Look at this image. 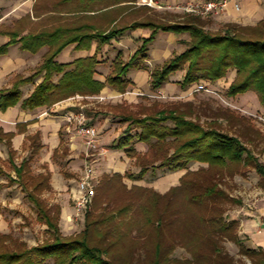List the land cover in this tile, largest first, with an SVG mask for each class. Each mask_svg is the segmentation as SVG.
Segmentation results:
<instances>
[{
  "label": "rangeland",
  "instance_id": "374dc122",
  "mask_svg": "<svg viewBox=\"0 0 264 264\" xmlns=\"http://www.w3.org/2000/svg\"><path fill=\"white\" fill-rule=\"evenodd\" d=\"M199 1L183 4L166 0H144L139 1L141 4H138L137 0H128L124 4L116 5V0H0V45L12 36H16L18 40L7 47V52L0 55V60H37L33 66L12 76L10 83L16 77L31 75L36 72L51 46L45 44L37 51H30L22 48L19 38L29 33L53 31L58 27L71 29L84 22L94 25L101 31H107L130 25L135 20L144 18L157 23H173L196 17L200 18L205 30L211 33H223L227 23L222 17L225 10L199 14L190 9L192 4ZM114 20H116L115 24H113ZM177 36L182 37L181 45L176 46L166 60H145L148 57L146 50V53L137 55L135 64L133 63L134 65L132 64L128 69L126 78L130 83L126 90H131L135 96L139 97L136 103L112 104L108 103L110 102L108 100L112 98L108 99L102 95L91 98L93 95H83L85 104L79 106V110L74 112H83L88 118L87 123L92 126H94V113L109 112L113 116L111 122L118 132L117 137L110 144L107 142L109 139H105L107 143L101 144L99 143L100 133L94 126L97 131L96 148L86 147L83 155V174L86 167H92L91 183L94 186V196L91 203L80 213L76 211L75 196L79 193L78 186L83 176L79 173L74 175L75 180L72 181L76 185L75 190L69 189L68 192L59 194L52 190L49 180L51 188H43L39 195L49 205L60 206L59 227L65 236L78 237L85 227V217L88 213L91 218L114 215L111 223L117 226L111 235L106 236V241L100 242V235L107 228L106 225H100L91 237L94 242L104 247L108 246V243L115 242L110 247L109 253L104 256L117 264H153L157 244L160 245L159 253L167 257L169 264H255L254 261L260 258L259 254L250 255L246 250L260 247L250 244L247 235L240 228L239 220L234 217L241 215L242 207L255 210L264 204V174L262 173L264 172V108L257 94L252 90L237 95L227 93V87L236 76V69L231 67L217 80L199 78L194 83L182 84L188 65V61H184L161 86L153 88L152 71L163 66L189 45V32L184 31ZM172 38L174 39L170 33L165 40L170 43ZM96 40L91 41L90 47H87L85 43L78 47L74 46L72 49L69 47L68 58L76 59V51L79 49L83 50V57L95 55L98 61L95 69L99 68L98 72L106 75L114 72L117 63L129 62L142 44L141 41L136 49L131 48L126 53L121 50L119 53L118 48L112 45L113 43H100L97 40L99 48L96 52ZM162 41V37H159L155 44L160 45ZM106 44L108 47L104 48ZM63 49L56 56V60H61L62 52L67 53ZM118 53L119 57L116 59ZM134 70H142L141 74L147 77L148 85L145 83V89L142 88L143 86H136L129 75H134L132 73ZM53 78L56 80L57 76ZM42 79L43 73H39L35 75L32 82L36 85V81H42ZM198 83H203L206 87L197 90ZM95 102L94 106L92 103ZM170 111L198 123L204 129L214 128L239 137L253 158L245 162H227L225 165L213 167H209L206 162L195 160L190 161L186 168L170 169L167 166H161L163 155H171L177 146V141L168 135L150 152V144L154 143L157 137L153 136L149 142L140 140L137 137L141 131L140 124L132 121V118L155 116L160 115L161 112ZM103 117L99 116L98 119ZM161 124L173 126L174 121L167 119ZM122 136L133 138L127 142L129 148H134L131 154H128L125 148L113 146L123 138ZM103 147L123 149L130 160L123 172L110 171L96 175V157H100V153L103 154L105 150ZM23 149L21 153H15L16 163H20L24 157L32 156L29 163L31 174L47 172L50 175L46 166H44L45 170H39V172L36 167H32L36 152L32 155L30 141L26 142ZM54 161L61 171H68V161L59 153L54 156ZM256 163L262 166L263 171L254 167ZM142 164H147V169L140 177L139 171ZM0 168V233H7L16 240L26 242L28 247L43 243L49 236L46 232L47 226L37 219L33 203L28 200L18 183L10 180L9 176H15V172L4 142L0 144ZM194 172L200 181H203L204 176H209L207 180L209 184L220 191L216 194V201L213 203L215 205H210L207 201L206 207L208 211L211 206L219 208L217 213L222 216L221 221L228 224L226 233L218 229L212 230L211 227L215 224L208 225L206 232H203L200 221L208 212L205 211L204 204L199 206L189 202L188 198L191 194L196 193L189 188L190 184L185 190L182 185L174 194L162 198V194L180 184L181 177L185 173ZM203 172L207 174L203 175ZM190 175L187 176L189 179L193 177ZM141 187L147 188V191H142ZM167 199L170 206L168 210H164ZM120 208L123 210L121 211ZM173 209H175L174 223L166 227L162 226L163 220L168 217L166 214L164 217V213L171 211V214ZM148 216L151 217V221ZM158 220H160V227L157 226ZM206 236L216 240L217 248L214 249L224 255V258L220 257L222 263L215 261L214 258L218 256L215 257L216 253L213 251L214 257L208 256L200 263L197 260L194 261L192 256L194 253L210 251L209 244L207 245V241L204 240ZM236 239L240 243L235 242Z\"/></svg>",
  "mask_w": 264,
  "mask_h": 264
},
{
  "label": "trees",
  "instance_id": "16d2710c",
  "mask_svg": "<svg viewBox=\"0 0 264 264\" xmlns=\"http://www.w3.org/2000/svg\"><path fill=\"white\" fill-rule=\"evenodd\" d=\"M199 19L193 17L186 21L157 23L144 18L135 20L130 25L107 31H101L96 29L94 25L84 22L71 29L58 27L53 31L25 34L19 38L22 48L37 51L45 44H49L51 48L36 72L26 77H16L10 87L0 89V111L20 100L21 105L25 108H35L42 105L49 107L76 93L81 95L98 94L106 84L120 92H125L128 83H130L126 78L128 69L139 53H146L147 44L153 40L159 29L166 32L187 31L190 34V40L189 45L181 53L152 71L151 85L153 88L161 86L184 61H188V65L182 84L194 83L199 78L217 80L224 76L226 70L231 67L236 69V76L227 87V93L237 95L252 90L257 94L259 102L264 108V18L255 25L227 22L225 24L226 30L223 33H211L205 30ZM115 23L116 21H113V24ZM137 27L151 29L150 35L143 38L141 46L135 51L129 62L116 64L114 72L107 75L105 82L94 77L95 66L98 63L95 55L78 57L68 63L59 62L55 59L60 51L70 43L75 42L76 47L85 43L87 47H90L93 39L104 43L111 37L121 35L128 28ZM15 37L12 36L7 42L0 45V55L7 52V47L10 44L18 41ZM119 53L116 59L119 57ZM39 73H43L42 81L35 85L27 97L21 99L20 86L32 82L35 75ZM54 76L58 77L56 81L53 80ZM167 119H172L174 125L164 126L161 124ZM132 121L140 124L141 131L137 136L140 140L149 142L153 136L157 137L156 141L150 144V152L168 135L174 137V141H177L175 150L171 155L164 154L160 163L161 166H167L170 169L186 168L192 160L206 162L209 167H213L225 165L227 162H245L253 158L239 137L214 128L204 129L198 123L187 120L171 111L168 113L161 112L160 115L155 116L132 118ZM12 135L13 132H4L0 128V140L8 148L9 161L15 172V176H9L10 180L17 182L28 200L33 203L37 219L47 226L46 232L49 236L43 243L28 247L26 242L16 240L7 233H0V264H117L104 256L109 253L110 247L115 242L108 243V246L104 247L94 242L91 237V234L100 225H106L107 228L100 235V242L106 241V236L111 235L117 226L111 223L114 215L91 218L90 213H88L85 217V227L78 237L63 235L59 227L60 206L58 204L49 205L39 195L43 188H51L49 173L32 175L29 166L32 156L24 157L20 163L14 161L17 152L11 144ZM122 137L113 146L125 148L126 152L131 154L134 148H129L127 142L133 138L130 136ZM28 139L33 155L41 147L39 135L36 133L28 136ZM63 153H67L66 147H64ZM254 167L263 171L259 163H256ZM146 169L147 164H142L139 171L140 177L146 172ZM188 173L181 177L178 186H174L162 194V198L174 194L182 185H184L185 190L190 184L189 188L196 193L191 194L188 198L189 202L199 206L204 204L205 211L208 212L200 221L203 232H206L207 226L212 224H215L211 227L212 230L218 229L225 232L228 224L221 221L222 216L217 213L219 208L211 206L208 211L206 207L207 201L208 204L215 205L213 203L216 201V194L220 191L209 184L210 182L207 181L209 176H204L203 181H200L195 172L190 173L191 175ZM203 173V175L207 174L206 172ZM262 173L264 174V172ZM189 175L193 177L189 179L187 177ZM97 188L99 189V186ZM141 190L147 191V188L141 187ZM168 200L164 203V210H168L170 206ZM146 211L149 213V210L146 209ZM170 212L164 213V217L168 216L163 220L162 226L164 227L174 223L175 209L172 210L171 214ZM148 219L151 221L150 216ZM157 226H161L160 220H158ZM204 240L207 241V245L209 244L210 251L194 253L192 255L194 261L197 260L200 263L202 259L205 260L208 256L214 257L213 251L216 253L215 257L218 256V258H214L215 261L222 263L220 257L224 258V255L215 251L217 248L216 240L211 236H206ZM235 242L240 243L238 239ZM159 247L160 245L157 244L153 264H169L167 257L159 253ZM246 252L250 255L259 254V260L254 259V263L264 264V247L248 248Z\"/></svg>",
  "mask_w": 264,
  "mask_h": 264
},
{
  "label": "crops",
  "instance_id": "0c3cea01",
  "mask_svg": "<svg viewBox=\"0 0 264 264\" xmlns=\"http://www.w3.org/2000/svg\"><path fill=\"white\" fill-rule=\"evenodd\" d=\"M130 1V0H129ZM144 1V0H137ZM178 3H185L196 0H166ZM117 4H124L128 0H116ZM238 4L236 8L235 4ZM264 0H229L228 6L222 14L226 22H235L242 25H255L261 19L264 18ZM114 4V5H115ZM138 4H141L139 2ZM116 20H114L115 22ZM151 33V29L146 27L128 28L121 35L111 37L106 43H113L119 52L122 50L126 53L127 50L137 48L142 39L148 37ZM174 37L172 41L168 43L165 38L168 34ZM166 32L159 30L156 32L152 41L147 45L148 57L145 60H166L173 49L176 46H180V40H182L179 32ZM162 37V44L156 45L158 38ZM174 41V45H173ZM98 42L96 40V48ZM76 46V43H70L63 49L61 60L59 62L68 63L73 60H69L70 56L69 47L71 49ZM107 44L104 48H107ZM68 49V50H67ZM181 52V50H180ZM66 53V54H65ZM76 58L83 57V50L76 51ZM37 60H0V89L3 87H10L12 83L9 82L10 78L17 73L22 72L25 68L33 66ZM96 69L94 77L100 81L105 82L107 75L98 72ZM129 74L136 86H140L143 89L144 85H148V79L145 75L141 74L142 70H134ZM58 77L56 78V80ZM55 80V81H56ZM41 80H37L38 84ZM146 83V84H145ZM167 85V84H166ZM35 84L33 82L26 83L20 86L22 92V98L27 97L34 89ZM97 95L105 96L106 98H112L108 100L112 104L120 102L136 103L139 99L135 96L131 90L120 92L112 86L106 84L98 94H94L92 97L96 98ZM85 97L79 93H76L66 99H62L52 106L42 105L35 108H25L21 105V100L16 104L8 106L5 110L0 111V128L4 132H13L11 138L12 147L21 153L27 141L28 136H32L36 133L39 135L40 149L32 161V167H36L38 170H45L47 167L50 172V184L52 190L59 194L68 192L69 189L75 190L76 185L72 181L75 180L74 175L83 174L84 154L86 146L83 143L82 137L76 133L74 124L69 121V116L76 112L78 107L84 105ZM107 103V102H106ZM94 106L96 105L95 103ZM98 115V116H97ZM99 116H104L103 119H98ZM112 115L108 113H97L93 115L94 126L99 131V143L109 144L117 137L118 132L116 126L111 122ZM120 123V122H118ZM112 124L114 126H112ZM121 125V124H120ZM105 139L109 141L105 142ZM3 141L0 140V144ZM142 144V142H139ZM138 144V143H137ZM64 147L67 148V153H63ZM105 150L100 153V157H96V175L104 172H123L130 160L124 153L123 149H110L103 147ZM59 153L62 158L68 161V171H61L60 167L54 161V156ZM106 153V154H105ZM98 155V156H99ZM8 157V156H7ZM40 164V166H39ZM42 164V165H41ZM67 173V175H66ZM63 206V204H62ZM66 209V207H63ZM241 215L234 217L239 220V225L242 232L247 235L248 241L254 247H264V204L263 206L253 209L241 208Z\"/></svg>",
  "mask_w": 264,
  "mask_h": 264
},
{
  "label": "built area",
  "instance_id": "2783aa9c",
  "mask_svg": "<svg viewBox=\"0 0 264 264\" xmlns=\"http://www.w3.org/2000/svg\"><path fill=\"white\" fill-rule=\"evenodd\" d=\"M229 0H200L191 5V10L206 14L209 12H220L226 9ZM238 8V4H235ZM206 87L203 83L196 84V89L201 90ZM69 121L74 124L75 131L79 134L83 143L87 148H96L97 142V131L96 128L87 123L88 118L83 112L73 113L69 116ZM92 167H86L84 174L79 182V193L75 196V207L76 211L80 213L83 211L92 201L94 196V186L91 183L92 179Z\"/></svg>",
  "mask_w": 264,
  "mask_h": 264
}]
</instances>
